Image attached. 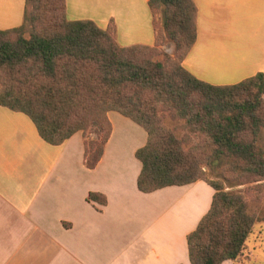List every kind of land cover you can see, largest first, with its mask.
<instances>
[{
  "label": "trees",
  "instance_id": "obj_1",
  "mask_svg": "<svg viewBox=\"0 0 264 264\" xmlns=\"http://www.w3.org/2000/svg\"><path fill=\"white\" fill-rule=\"evenodd\" d=\"M147 3L153 44L122 46L111 25L68 19L64 0H25L21 23L0 28V106L27 115L51 145L81 132L88 168L96 165L110 135L107 112L129 118L146 132L134 152L141 164L140 191L197 180L213 188L208 211L186 236L189 263L238 261L254 220L239 194L202 177L201 164H223L246 180H264L258 146L264 75L225 85L196 78L182 65L196 37L193 1ZM162 37L171 42V53L161 48ZM166 119L172 128L164 126ZM181 128L186 132L178 136ZM86 200L105 203L98 192H89Z\"/></svg>",
  "mask_w": 264,
  "mask_h": 264
},
{
  "label": "crops",
  "instance_id": "obj_2",
  "mask_svg": "<svg viewBox=\"0 0 264 264\" xmlns=\"http://www.w3.org/2000/svg\"><path fill=\"white\" fill-rule=\"evenodd\" d=\"M64 1L68 19L111 25L122 46L153 44L147 0ZM192 1L196 37L183 67L213 85L264 75V0ZM24 2L0 0L1 29L21 23ZM107 117L110 135L88 168L81 132L51 145L27 115L0 106V264H190L186 236L213 188L197 180L140 191L134 152L146 132L116 111ZM89 192L105 203L87 201ZM256 236L241 260L220 264H264V238Z\"/></svg>",
  "mask_w": 264,
  "mask_h": 264
},
{
  "label": "rangeland",
  "instance_id": "obj_3",
  "mask_svg": "<svg viewBox=\"0 0 264 264\" xmlns=\"http://www.w3.org/2000/svg\"><path fill=\"white\" fill-rule=\"evenodd\" d=\"M155 24L157 28L159 25V12L155 14ZM163 45L161 48H164L167 53L172 52V45L166 37H162ZM167 51V49H169ZM1 82V80H0ZM262 98L264 100V93L262 94ZM164 126H171L174 124L169 119L163 121ZM122 126H126V124H121ZM93 129V128H92ZM176 134L181 136L183 132H186V129H176ZM86 135L88 137L95 138V133L86 131ZM198 141L197 137L191 136V142L196 143ZM187 144L185 145V147ZM258 146L264 152V132L260 130L258 134ZM264 154V153H263ZM222 166H215L213 164V168L204 163L201 164V169L203 171L202 177L209 181H218L222 184L225 190L232 191L234 193L239 194L243 201L245 202V210L250 215L254 222L251 227V232L249 236L257 235L256 238L260 237V239L264 238V180L261 181H251L244 179L243 176L240 175V171H231L225 168L223 164ZM263 234V237L262 235ZM263 247H264V239H262ZM264 255V250H263ZM241 260V257H240Z\"/></svg>",
  "mask_w": 264,
  "mask_h": 264
}]
</instances>
